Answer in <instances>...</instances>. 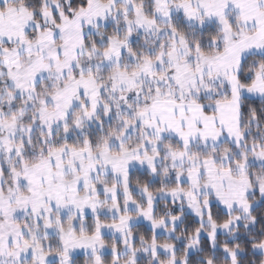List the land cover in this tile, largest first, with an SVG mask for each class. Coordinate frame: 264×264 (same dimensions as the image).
I'll return each mask as SVG.
<instances>
[{"label": "snow or ice", "instance_id": "snow-or-ice-1", "mask_svg": "<svg viewBox=\"0 0 264 264\" xmlns=\"http://www.w3.org/2000/svg\"><path fill=\"white\" fill-rule=\"evenodd\" d=\"M0 264H264V0H0Z\"/></svg>", "mask_w": 264, "mask_h": 264}]
</instances>
